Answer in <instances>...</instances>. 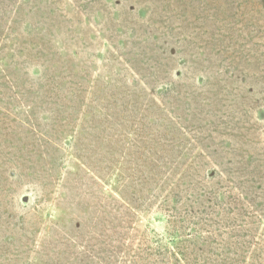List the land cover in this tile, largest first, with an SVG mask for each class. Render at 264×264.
<instances>
[{
	"label": "rangeland",
	"instance_id": "374dc122",
	"mask_svg": "<svg viewBox=\"0 0 264 264\" xmlns=\"http://www.w3.org/2000/svg\"><path fill=\"white\" fill-rule=\"evenodd\" d=\"M0 264H264V0H0Z\"/></svg>",
	"mask_w": 264,
	"mask_h": 264
},
{
	"label": "trees",
	"instance_id": "16d2710c",
	"mask_svg": "<svg viewBox=\"0 0 264 264\" xmlns=\"http://www.w3.org/2000/svg\"><path fill=\"white\" fill-rule=\"evenodd\" d=\"M152 168H153V167H152ZM129 174H131V173H129ZM136 177H137V176H136ZM138 177H139V176H138ZM140 179H141V177H140ZM141 181H144V178H142ZM141 181H140V182H141ZM140 182H139L138 184H140Z\"/></svg>",
	"mask_w": 264,
	"mask_h": 264
}]
</instances>
